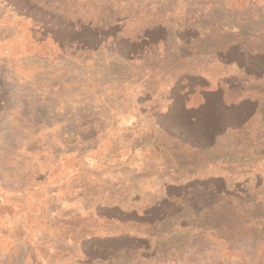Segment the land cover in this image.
Segmentation results:
<instances>
[{"label": "rangeland", "instance_id": "obj_1", "mask_svg": "<svg viewBox=\"0 0 264 264\" xmlns=\"http://www.w3.org/2000/svg\"><path fill=\"white\" fill-rule=\"evenodd\" d=\"M0 264H264V0H0Z\"/></svg>", "mask_w": 264, "mask_h": 264}]
</instances>
